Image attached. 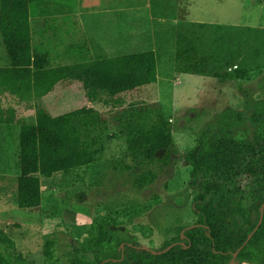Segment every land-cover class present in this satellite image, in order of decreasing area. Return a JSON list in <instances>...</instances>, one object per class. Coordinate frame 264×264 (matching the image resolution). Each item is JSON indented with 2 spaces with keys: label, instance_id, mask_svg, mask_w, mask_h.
<instances>
[{
  "label": "trees",
  "instance_id": "trees-1",
  "mask_svg": "<svg viewBox=\"0 0 264 264\" xmlns=\"http://www.w3.org/2000/svg\"><path fill=\"white\" fill-rule=\"evenodd\" d=\"M39 1L47 0H1L0 4V32L11 61L9 66L0 67V124L10 134L14 125L20 126V174L16 179L17 204L21 208L42 204L41 177L73 175L96 162L103 149L99 137L107 127V119L98 109L83 106L53 115L41 102L44 96L59 82L72 79L82 82L89 101L96 102L99 92L105 91L108 105L122 107L128 92L158 80V54L154 50L112 57L86 56L71 64L53 65L50 53L33 42L31 17ZM183 28L177 34V69L211 73L214 56L206 51L202 36L189 27ZM224 63H230L226 56ZM213 75L244 79L249 69L236 66L233 72L214 71ZM6 95L14 97L18 105L34 109V121L21 120L17 107L5 104ZM253 104L248 115V102L246 109L224 113L222 127L199 132L196 144L186 152L192 167L188 186L197 191L192 206L196 221L193 227L183 226L160 248L175 243L169 250L153 254L136 239L127 240L121 232L123 223L107 215L95 221V247L88 250L79 241L71 243L64 253L65 261L56 256L55 236L59 232L47 236L44 264H228L233 252L257 226L264 204V86ZM121 119L127 135L126 155L131 160L122 168L134 170L133 186L144 189L156 181L160 170L169 166L178 152L174 127L160 108L124 110ZM248 124L255 128L252 138L243 131L232 132L235 126ZM240 179H246V183L242 185ZM0 242L16 253L18 264H36L17 252L15 240L2 229ZM238 260L264 264V216L240 249ZM0 264L14 262L0 251Z\"/></svg>",
  "mask_w": 264,
  "mask_h": 264
},
{
  "label": "rangeland",
  "instance_id": "rangeland-1",
  "mask_svg": "<svg viewBox=\"0 0 264 264\" xmlns=\"http://www.w3.org/2000/svg\"><path fill=\"white\" fill-rule=\"evenodd\" d=\"M141 0H128L139 4ZM190 17L206 20L230 21L241 25H257L259 12L247 0H191ZM206 4V7L201 5ZM138 32L143 41L156 43L129 44L112 55L156 48L158 80L156 83L128 92L122 107L108 105V94L100 91L96 102L89 104L107 119V127L100 135L103 146L98 160L63 178L55 174L41 177L43 201L38 208H21L17 204V174L20 126L12 133L0 124V229L15 240L17 252L27 261L44 264V244L47 236L56 233V256L64 258L71 243L79 241L86 249L95 247V221L113 215L122 223V234L127 240L136 239L145 246L160 250L183 226L196 221L192 210L196 190L188 186L191 165L186 152L197 142L204 129L218 131L224 113L246 109V102L254 108L264 86V29L233 27L223 30L216 26L201 28L194 22L175 23L141 20ZM237 24V25H238ZM183 26L202 36L206 50L214 56L211 73H184L176 67L177 34ZM0 44L2 37L0 34ZM233 54V55H231ZM225 56L230 60L226 64ZM249 69L244 79L218 78L214 71L233 72L236 68ZM79 82L59 85L41 102L51 113L62 114L83 107L88 99ZM69 90V92H67ZM5 104L17 107L24 121H34L35 110L18 105L12 96H5ZM160 108L170 118L178 152L169 166L160 170L155 182L144 189L133 186L134 170H123L131 164L127 153V135L121 119L123 111L134 108ZM125 122V119H124ZM250 124L235 126L232 132L243 131L253 137ZM17 171V173H15ZM12 173L13 175H5ZM216 174V173H213ZM244 185L246 179L238 180ZM0 251L14 264L16 253L0 242ZM236 264H251L240 262Z\"/></svg>",
  "mask_w": 264,
  "mask_h": 264
},
{
  "label": "crops",
  "instance_id": "crops-1",
  "mask_svg": "<svg viewBox=\"0 0 264 264\" xmlns=\"http://www.w3.org/2000/svg\"><path fill=\"white\" fill-rule=\"evenodd\" d=\"M247 2L257 7L259 12L257 25L238 23L237 25L230 21L191 18L190 8L193 6L191 0H141L139 4H129L128 0L39 1L34 10L36 13L31 17L33 42L50 53L53 65H66L86 56L112 57V52H118L131 43L136 45L155 44L156 37L154 35H152L151 41H143V35L138 32L142 26L141 20H146L148 23H175L178 21L205 23L221 26L224 30L233 27L264 29V0H247ZM201 7H206V4ZM2 43L0 44V67L11 64L3 37ZM145 50L156 51V48L140 51ZM76 82L82 84L78 80L65 79L59 82L47 95L54 92V89L59 85ZM92 103L94 102L88 100L84 106H89ZM47 108L49 109V107ZM18 170L20 171V169ZM5 175L13 174L6 173Z\"/></svg>",
  "mask_w": 264,
  "mask_h": 264
},
{
  "label": "water",
  "instance_id": "water-1",
  "mask_svg": "<svg viewBox=\"0 0 264 264\" xmlns=\"http://www.w3.org/2000/svg\"><path fill=\"white\" fill-rule=\"evenodd\" d=\"M261 212H262V213H261L260 220H259L257 226L255 227V229L253 230V232L250 233V235L248 236V240L252 237L253 233L258 229V227H259L260 224L262 223L263 216H264V204L261 206ZM193 226H194V225H191V226H188L187 228H190V227H193ZM248 240H247V241H248ZM247 241H246V242H245L240 248H238L235 252H233V254H232V256H231V259H230V261H229L228 264H236V263H237V260H238V253H239L240 249H241V248L247 243ZM174 245H175V243L169 245L168 247H166V248H164V249H162V250H155V249H153V248H151V247H149V246H145V245H143L142 247H143L144 249H147V250L152 251L153 254H161V253H164V252H166L167 250H169V249H170L172 246H174Z\"/></svg>",
  "mask_w": 264,
  "mask_h": 264
}]
</instances>
